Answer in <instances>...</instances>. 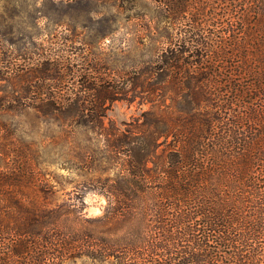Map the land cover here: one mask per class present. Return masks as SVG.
<instances>
[{
    "label": "trees",
    "instance_id": "trees-1",
    "mask_svg": "<svg viewBox=\"0 0 264 264\" xmlns=\"http://www.w3.org/2000/svg\"><path fill=\"white\" fill-rule=\"evenodd\" d=\"M147 4L167 44L114 77L46 51L12 63L0 36V264H264V0ZM113 100L147 109L106 127ZM24 112L41 140L16 133ZM52 165L85 172L101 215L52 204Z\"/></svg>",
    "mask_w": 264,
    "mask_h": 264
},
{
    "label": "rangeland",
    "instance_id": "rangeland-1",
    "mask_svg": "<svg viewBox=\"0 0 264 264\" xmlns=\"http://www.w3.org/2000/svg\"><path fill=\"white\" fill-rule=\"evenodd\" d=\"M147 3L149 0H0V36L20 46L21 56L8 59L12 63L21 64L29 58L37 61L46 51L82 63V71L92 67L98 77H114L151 59L167 44L162 37L169 32L165 25L160 23L155 29L157 22L143 15L152 7ZM26 49L32 54L25 55ZM70 70L66 74L76 72V68ZM107 105L105 126L120 130L147 109V105L123 100ZM13 124L16 133L37 141L47 127L32 112L16 117ZM53 151L48 148L50 154ZM48 172L45 178L51 180L55 190L53 205L74 208L80 211V218L101 215L104 198L92 193L82 196V182L87 179L82 169L52 165ZM79 224L82 229V220ZM61 264L92 263L82 258V250H75Z\"/></svg>",
    "mask_w": 264,
    "mask_h": 264
}]
</instances>
